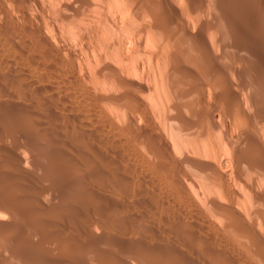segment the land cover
<instances>
[{
    "label": "bare ground",
    "instance_id": "bare-ground-1",
    "mask_svg": "<svg viewBox=\"0 0 264 264\" xmlns=\"http://www.w3.org/2000/svg\"><path fill=\"white\" fill-rule=\"evenodd\" d=\"M0 264H264V0H0Z\"/></svg>",
    "mask_w": 264,
    "mask_h": 264
},
{
    "label": "rangeland",
    "instance_id": "rangeland-1",
    "mask_svg": "<svg viewBox=\"0 0 264 264\" xmlns=\"http://www.w3.org/2000/svg\"><path fill=\"white\" fill-rule=\"evenodd\" d=\"M4 145L11 147L12 143L9 140L3 141ZM9 143V144H8ZM11 144V145H10Z\"/></svg>",
    "mask_w": 264,
    "mask_h": 264
}]
</instances>
